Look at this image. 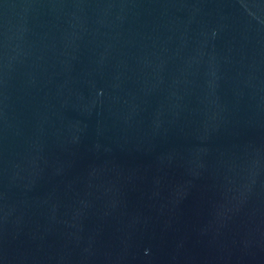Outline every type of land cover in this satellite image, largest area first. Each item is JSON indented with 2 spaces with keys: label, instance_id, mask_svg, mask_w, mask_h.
<instances>
[{
  "label": "water",
  "instance_id": "1",
  "mask_svg": "<svg viewBox=\"0 0 264 264\" xmlns=\"http://www.w3.org/2000/svg\"><path fill=\"white\" fill-rule=\"evenodd\" d=\"M0 264H264V0H0Z\"/></svg>",
  "mask_w": 264,
  "mask_h": 264
}]
</instances>
